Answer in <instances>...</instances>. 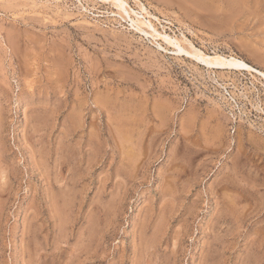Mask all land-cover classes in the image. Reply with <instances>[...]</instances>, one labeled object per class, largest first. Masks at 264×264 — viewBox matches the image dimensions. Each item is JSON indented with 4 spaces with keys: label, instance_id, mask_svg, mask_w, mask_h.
Masks as SVG:
<instances>
[{
    "label": "rangeland",
    "instance_id": "obj_1",
    "mask_svg": "<svg viewBox=\"0 0 264 264\" xmlns=\"http://www.w3.org/2000/svg\"><path fill=\"white\" fill-rule=\"evenodd\" d=\"M124 1L173 44L0 0V264H264V78L177 50L264 73V0Z\"/></svg>",
    "mask_w": 264,
    "mask_h": 264
},
{
    "label": "bare ground",
    "instance_id": "obj_2",
    "mask_svg": "<svg viewBox=\"0 0 264 264\" xmlns=\"http://www.w3.org/2000/svg\"><path fill=\"white\" fill-rule=\"evenodd\" d=\"M95 1L96 0H93V2H95ZM98 1L108 2V4H110V5L115 7L116 12L119 15L126 14L130 18V21L133 23V25L134 24L136 25V26H134L136 28V30H138L139 32L143 33L144 35H146V36L150 35L151 37H153L155 39L156 38H162L163 40L167 41L168 43L173 44V40L171 38H169L168 36H166L165 34H163V35L159 34L155 30L157 27L154 28L153 25L150 23V21H145L143 18H139V15L137 13H135L134 11L130 10L129 8H128L129 10H127V3L124 0H98ZM139 5H140V3H139ZM143 6L141 7V9L143 11H145V13L147 14V12H146L147 10H145V8H143ZM129 11H131L133 13V15L135 16L136 19H132L131 18ZM122 17H124V19L126 18L125 15L122 16ZM140 17H142V16H140ZM150 17H152V19H153V16H150ZM132 23H131V25H132ZM145 27L148 28L150 30V32H152V33L149 34L150 32L148 33L147 30L145 31L144 30ZM183 39H185V38H183ZM178 42L180 43V41H178ZM187 46L185 45V47H187ZM189 46H190V49H186L185 47L182 46V47H177V50H178V52H184V53L194 57L197 62L205 63V64H208L210 66L227 67L228 69H230V68L243 69V70H247L249 72H253V73L259 74V75H261L264 78V73H261L260 71L252 69L251 67L247 66L246 64H244L241 61L236 60L235 58L227 59L226 57H212V56H208L204 52H202L201 50H198V49L194 48L195 46L193 47V44L192 45L189 44Z\"/></svg>",
    "mask_w": 264,
    "mask_h": 264
}]
</instances>
